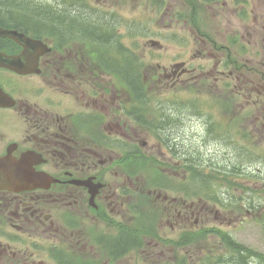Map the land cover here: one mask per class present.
Here are the masks:
<instances>
[{
	"label": "flooded vegetation",
	"instance_id": "flooded-vegetation-1",
	"mask_svg": "<svg viewBox=\"0 0 264 264\" xmlns=\"http://www.w3.org/2000/svg\"><path fill=\"white\" fill-rule=\"evenodd\" d=\"M199 1L211 11L212 36L195 22L194 53L150 66L158 72L149 86L183 98L194 88L203 96L206 88L209 108L231 128L224 136L264 139V0ZM183 4L178 0L167 9ZM108 16L82 25L40 19L54 28L38 29L34 36L0 23L44 44L37 47L35 63L26 62L30 73L0 68V86L12 99L9 107H0V157L23 160L41 176L29 188H0V264H123L141 245L133 232L143 206L151 228L152 220L161 222L165 213L171 224L187 222L185 199L175 208L161 187L140 197L139 169L155 164L149 148L140 155L148 146L141 131L155 127L153 114H147L155 109V99L148 101L139 90L136 60L124 67L120 24ZM185 41L182 35L180 43ZM0 51L18 55L23 47L0 37ZM125 68L133 72L130 78H123ZM176 99L169 96L167 103L177 106ZM159 163L165 184L185 181V159ZM148 244L144 247L157 251L151 252L155 256L174 246ZM170 249L172 256L175 249ZM170 262L175 260L165 263Z\"/></svg>",
	"mask_w": 264,
	"mask_h": 264
},
{
	"label": "rangeland",
	"instance_id": "rangeland-1",
	"mask_svg": "<svg viewBox=\"0 0 264 264\" xmlns=\"http://www.w3.org/2000/svg\"><path fill=\"white\" fill-rule=\"evenodd\" d=\"M158 1L154 0L158 3L154 4L153 0H107L106 4L104 0H8L11 4L16 3L13 7L17 6L19 10L16 12L12 8L9 13L0 6V18L5 22H15L21 29L34 24L39 29L47 30L50 26H47V23L41 24L40 19L62 20L58 18L70 17L82 25L86 22L83 21L85 19L89 20L90 24H95V21L104 18L103 14L109 15L108 18L118 20L122 33V46L129 51V53L123 52V60L132 62L133 57L137 63L142 64L137 70L139 90L144 89L145 95L149 96L148 101L151 98L155 99V109L152 112L147 111L148 115L153 114L155 127L149 132L141 131V136L146 135L144 140L148 146L142 149L140 155L146 153L149 148L150 158L160 165H162L159 163L161 161L167 165V161L176 162L185 159L187 163L185 174L188 175V168H192L193 172L190 176L197 177V181L188 187L187 180L186 182L168 180L166 185L172 189L165 187L162 193L167 199L173 200L172 205L175 208L181 205V200L187 199L186 215L191 211H198L199 207H202L203 214L197 219V223L194 222V218L187 215L186 218L187 220L191 218L190 221L185 225L177 226L167 221L165 213L161 217V222L159 219L152 220L151 228L149 212L143 206L140 208V216L143 215V220L146 221L144 225L149 228L148 231L141 233L150 235L141 238V245L134 248L132 254L127 255L123 264H164L168 260H175L168 264H234V259L227 262L230 261L227 258V250L218 241L217 235L222 233L230 236L235 244L264 254V139L257 137L245 140L240 137L226 139L221 134L224 129L228 130V126H225L228 123L220 121L225 117L221 114L215 115V112L209 108V101L200 105L198 100L201 98L192 93H186L183 98L180 95H172L164 88L153 89L149 86V82L155 83L154 78L158 72L156 68L153 71L150 66L155 67L156 63L168 65L183 59V52L194 53V48H197L195 40L198 33L191 24L197 22L203 33L212 36L211 11L199 0H183L182 8L176 11L167 9V6L173 5L178 0H165L163 4H159ZM189 5H192L193 9ZM192 10L196 12L193 13ZM30 12L42 13V16L31 19L27 17ZM58 13L60 16L56 17ZM175 15L178 20L173 18ZM169 18L172 20L169 21ZM225 18L223 16L220 20L222 28ZM230 19L236 22L233 15ZM190 27L192 29L189 31ZM182 35L186 41L188 40L187 43L186 41L180 43ZM150 40L157 41L160 48L152 46ZM126 66L127 63L124 67ZM132 74V70L122 69L124 79L130 78ZM204 89L203 93H209ZM169 96L177 98L174 102L177 106L171 107L167 103ZM179 98L181 99L178 100ZM249 129H252L251 125ZM249 148L254 149V152L247 156L246 149ZM155 171H157L155 165L148 169H139L140 197L144 191L147 193L158 189L157 185L147 183L151 181ZM203 180L213 188L199 192V189L193 185L202 184L200 181ZM215 190L218 202L208 199V194ZM231 195L235 198L250 195L253 199L247 198L245 201L235 202L233 197L229 198ZM199 199L207 201L201 202L198 201ZM185 226L186 228L183 229ZM198 229L206 231L199 233L204 236L200 237L196 233ZM155 230L160 233L159 237L153 235ZM168 240L175 241L177 246L182 243L181 249L165 247L163 253L159 251L160 256H155L156 254L151 252L157 251L151 248L147 250L144 247L148 246V243L159 245ZM162 247L160 246L159 249ZM168 248L175 249L172 256L169 255L172 250L168 251ZM141 250L144 252L141 253ZM215 260L217 261L214 262ZM250 264L259 263L253 261Z\"/></svg>",
	"mask_w": 264,
	"mask_h": 264
},
{
	"label": "water",
	"instance_id": "water-1",
	"mask_svg": "<svg viewBox=\"0 0 264 264\" xmlns=\"http://www.w3.org/2000/svg\"><path fill=\"white\" fill-rule=\"evenodd\" d=\"M0 36L12 38L20 44L28 43V39L22 34L16 32L0 30ZM35 57V54H30ZM24 56H6L0 53V66L11 68L17 72L22 71L19 61ZM26 163L21 160H14L10 157L0 159V188L9 190H21L30 187V183L34 181L30 175V171L26 169ZM32 180V181H31Z\"/></svg>",
	"mask_w": 264,
	"mask_h": 264
},
{
	"label": "trees",
	"instance_id": "trees-1",
	"mask_svg": "<svg viewBox=\"0 0 264 264\" xmlns=\"http://www.w3.org/2000/svg\"><path fill=\"white\" fill-rule=\"evenodd\" d=\"M7 1V2H6ZM16 3H9L8 0H0V6L4 9H7V12L10 13V11L13 9H15L14 11H18L19 8L13 7ZM31 19H37L39 17L38 14H36V12H32L30 13V16H27ZM67 18V17H66ZM28 19V18H27ZM47 19V18H46ZM59 24V23H56ZM64 22H60V25H64ZM220 239L222 241V244L224 246V248L227 250L226 254H227V258H229L227 261L228 263L231 262V259H234L235 261L234 264H250L253 261H257L259 264H264V254L257 252L253 249L250 248H246L243 245H237L235 244L227 235L224 234H219ZM188 243H191L190 240H188ZM220 256H218L219 258ZM217 260H215L214 262H216ZM213 262V263H214ZM222 263V262H219ZM233 264V263H232Z\"/></svg>",
	"mask_w": 264,
	"mask_h": 264
}]
</instances>
